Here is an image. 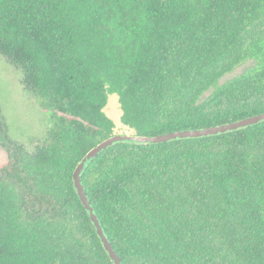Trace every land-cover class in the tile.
<instances>
[{
  "label": "trees",
  "instance_id": "trees-1",
  "mask_svg": "<svg viewBox=\"0 0 264 264\" xmlns=\"http://www.w3.org/2000/svg\"><path fill=\"white\" fill-rule=\"evenodd\" d=\"M261 27L264 0H0V56L49 113L30 150L0 118V264H113L72 180L115 134L108 96L139 135L264 112ZM256 54L259 67L200 99ZM82 182L123 264H264V121L116 143Z\"/></svg>",
  "mask_w": 264,
  "mask_h": 264
},
{
  "label": "rangeland",
  "instance_id": "rangeland-1",
  "mask_svg": "<svg viewBox=\"0 0 264 264\" xmlns=\"http://www.w3.org/2000/svg\"><path fill=\"white\" fill-rule=\"evenodd\" d=\"M263 35L264 27H261L255 37L260 39ZM260 63L259 54H256L255 57H247L230 72L219 78L216 85L205 91L200 99L208 96L216 86L222 85L233 78L249 74L259 67ZM20 79V71L0 56V118H3L6 124L9 138L30 150L45 135L49 124V113L43 110L38 101L23 89ZM104 111L115 125V134L132 132L120 121V109L116 94L108 96ZM6 160L7 154L0 146V165L5 163Z\"/></svg>",
  "mask_w": 264,
  "mask_h": 264
},
{
  "label": "water",
  "instance_id": "water-1",
  "mask_svg": "<svg viewBox=\"0 0 264 264\" xmlns=\"http://www.w3.org/2000/svg\"><path fill=\"white\" fill-rule=\"evenodd\" d=\"M264 121V112H260L254 115H250L238 120H234L227 123L217 124L213 126H207L204 128L195 129H182L174 130L166 133H161L157 135H139L134 133H119L113 134L91 149H89L85 155L76 164L73 174V187L76 190V194L82 203L85 210L88 212L89 219L95 229L97 236L99 237L104 250L107 252L108 257L113 262V264H123L114 250L109 238L107 237L103 225L95 213V209L86 193L85 187L82 182V174L84 173L87 166L105 149L111 147L112 145L119 142H133L136 144H158L163 142H168L171 140L185 139V138H200L206 136H212L217 134L226 133L228 131H234L240 128H245L247 126H252Z\"/></svg>",
  "mask_w": 264,
  "mask_h": 264
}]
</instances>
